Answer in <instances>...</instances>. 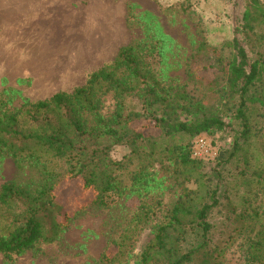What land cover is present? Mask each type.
<instances>
[{
  "label": "rangeland",
  "instance_id": "1",
  "mask_svg": "<svg viewBox=\"0 0 264 264\" xmlns=\"http://www.w3.org/2000/svg\"><path fill=\"white\" fill-rule=\"evenodd\" d=\"M246 2L0 0V114L14 112L21 124L28 126L26 111L39 114L31 104L48 100L57 92L72 93L100 68L113 71L115 80L128 84L127 73L113 67L117 52L124 45L137 44L141 49L144 45L142 59L160 86H182L189 94L205 99L203 103L208 109L219 110L226 124L223 130L206 137L215 154L210 152L204 158L207 162L199 169L203 176L199 194L208 195L207 189L217 184L220 203L212 212L209 244L193 264H264V249L258 254L254 246L264 221V183L258 184L253 176L260 173L264 178V131L258 132L264 126V118L258 107L253 108L252 132L243 148L231 160H222V166L217 164L220 159L216 156L217 150L218 155L228 156L241 125L232 111L236 100L223 103L219 94L216 96L208 89V83L214 79L223 87L225 65L214 62L213 57L218 53L214 55L212 49L198 51L205 42L218 49L223 61L231 56V51L222 47L223 42L230 40L234 28L243 22ZM259 2L264 11V0ZM261 25L256 24L254 32H261L264 29ZM236 36L253 57L259 43H251L243 32ZM143 87L144 84L134 85L129 91L125 101L127 111L146 110ZM97 94L101 103L98 113L104 118L112 116L116 108L114 90L107 88ZM133 125L145 135L160 136L153 120L142 119ZM185 140L182 136H162L141 142L138 153L152 147L154 156L151 157L135 156L123 146L112 149L111 158L126 163L122 171L124 185H129L133 171L151 173L150 190L144 198L131 194L120 196L107 206L93 205L90 201L95 192L84 189L80 180L60 182L55 195L62 205V214L69 216L67 227L52 243L38 244L10 259L0 254V264H101L104 254L117 252L116 242L123 243L126 253L115 264H137L142 249L152 239L156 221L148 223L138 205L161 198L160 219L185 186L182 179L175 178L174 165L163 157L159 148L182 144ZM65 168L66 163L60 158L15 161L0 151V186L14 182L35 189L42 183V173L46 170L64 171ZM190 179L187 186L192 188L194 177ZM245 212L251 214L242 217ZM255 213L260 215L255 218Z\"/></svg>",
  "mask_w": 264,
  "mask_h": 264
},
{
  "label": "trees",
  "instance_id": "2",
  "mask_svg": "<svg viewBox=\"0 0 264 264\" xmlns=\"http://www.w3.org/2000/svg\"><path fill=\"white\" fill-rule=\"evenodd\" d=\"M260 7L259 0H247L242 12L243 22L239 28H234L232 38L223 42L222 47L231 51V56L225 61L217 48H211L205 42L198 47V51L202 52L212 49L214 55L218 53L213 57L214 62L225 65L223 87L214 79L208 83V89L216 96L219 94L223 103L236 100L232 111L241 125L228 156L223 153L218 155L217 150L216 156H220L217 164L221 166L224 164L220 163L222 160H231L238 155L251 134L252 109L258 107L259 114L264 118V29L263 32H254L256 24L264 25V11ZM242 32L247 34L251 43H259L253 57L247 54L236 36ZM144 48V45L142 49L137 44L124 45L119 48L113 62L115 69L127 73L131 84L115 80L113 71L100 68L90 74L85 85L75 88L72 93L57 92L48 100L31 104L39 114L26 111L28 126H23L14 112L0 114L1 152L15 161L37 162L60 158L66 163L64 171L46 170L42 173L43 181L35 189L21 187L14 182L0 186V254L4 258L10 259L12 255L41 243H52L64 231L69 216L62 214L55 189L65 179H78L84 189L94 191L90 201L93 205L107 206L120 196L131 194L144 198L145 192L150 190L151 173L133 171L129 185H124L122 171L126 163L113 160L111 151L123 146L135 156L151 157L154 156L152 147L138 153V145L162 136L186 138L182 144L159 148L163 157L174 165L175 178L182 179L185 186L160 219L161 198L138 205L148 223L156 221L152 239L142 249L137 264H193L206 249L212 229V212L220 203V186L216 184L208 188V195L199 194L202 193L199 187L203 185L199 169L207 159L193 158L192 146L198 136L208 137L215 131L223 130L226 124L219 110L208 109L203 103L205 99L189 94L182 86H160L142 59ZM139 84H144L146 110L142 113L127 111L125 101L129 91ZM107 88L114 90L116 108L112 116L104 118L98 113L101 103L97 92L103 89L105 92ZM138 96L142 97L140 93ZM48 112H52L53 116H49ZM142 119L153 120L160 136L145 135L135 129L134 122ZM263 131L264 126L258 130L259 133ZM190 176L194 177L192 188L187 186ZM253 176L258 184L264 183L260 173H253ZM250 214L245 212L241 216ZM253 215L257 218L260 214ZM256 238L254 246L260 254L264 249V221ZM115 246L117 252L104 254L101 264L122 261L126 249H123L122 242H116ZM251 258L257 261L255 256Z\"/></svg>",
  "mask_w": 264,
  "mask_h": 264
},
{
  "label": "built area",
  "instance_id": "3",
  "mask_svg": "<svg viewBox=\"0 0 264 264\" xmlns=\"http://www.w3.org/2000/svg\"><path fill=\"white\" fill-rule=\"evenodd\" d=\"M210 152L215 154L213 151L209 139L206 136H198L195 138L192 146V157L197 159H204L206 156L210 155Z\"/></svg>",
  "mask_w": 264,
  "mask_h": 264
},
{
  "label": "bare ground",
  "instance_id": "4",
  "mask_svg": "<svg viewBox=\"0 0 264 264\" xmlns=\"http://www.w3.org/2000/svg\"><path fill=\"white\" fill-rule=\"evenodd\" d=\"M24 23H25V22H24ZM22 25H23V23H22ZM49 26H50V25H49ZM19 27H20V29H21V24H19ZM23 31H24V30H23ZM31 32H32V31H31ZM34 32H35V30H34ZM34 32H33V33H34ZM37 34H38V33H37ZM17 38H18V37H17ZM20 38H21V36H20ZM20 38H19V39H20ZM27 42H28V41H27Z\"/></svg>",
  "mask_w": 264,
  "mask_h": 264
}]
</instances>
